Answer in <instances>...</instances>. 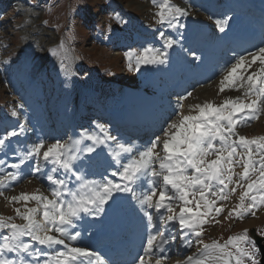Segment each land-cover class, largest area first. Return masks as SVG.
Masks as SVG:
<instances>
[{"label":"snow or ice","instance_id":"obj_1","mask_svg":"<svg viewBox=\"0 0 264 264\" xmlns=\"http://www.w3.org/2000/svg\"><path fill=\"white\" fill-rule=\"evenodd\" d=\"M151 3L156 9L155 23L177 32L178 37L160 31L162 47L148 45L125 52L128 69L139 71L145 65L167 64L169 49L175 45L199 61L201 57L181 43L186 8L172 0ZM114 19L124 23L119 14ZM230 19L217 18L214 24L224 32ZM63 47L61 42L58 48ZM48 51L59 55L57 48ZM254 65L258 67L253 71ZM59 69L65 76L71 74L66 57H61ZM226 89L242 90V95L225 98L220 104L210 100L190 104L187 113L183 101L192 93L179 97L176 118L167 122L161 135L144 145L124 141L112 134L109 125L93 121L92 127H82L67 139L46 142L38 138L25 146L17 162L0 159V186L16 181L21 166L35 159L34 173L47 170L50 191V195L37 189L6 197L13 204L23 202L13 208L23 223H15L13 216L0 215V264H110L99 252L79 246L81 232L76 229L84 216L96 217L104 212L116 194L130 196L147 221L142 253L134 264H164L168 259L164 249L176 241L177 225L179 239L191 247L188 236L196 237L197 249L176 264H261V250L247 229L222 242H206L203 235L206 223L220 222L214 219L225 211L220 202L229 200L238 190L237 202L227 209L225 220L242 219L250 210L264 205V135L250 138L236 132L240 117L257 119L264 111V46L235 55L234 61L224 67L219 91ZM17 115L13 110L12 116ZM28 131L31 129L20 122L18 127L0 133V149ZM98 150H106L111 163L104 172L90 176L80 163L85 158L91 161L99 155ZM213 155L215 158L209 159ZM5 167L12 171L3 170ZM30 201L36 206L29 207ZM162 210L166 214L161 215Z\"/></svg>","mask_w":264,"mask_h":264},{"label":"rangeland","instance_id":"obj_2","mask_svg":"<svg viewBox=\"0 0 264 264\" xmlns=\"http://www.w3.org/2000/svg\"><path fill=\"white\" fill-rule=\"evenodd\" d=\"M172 2L186 8L188 14L198 17L201 15L199 12L202 11H198L189 0ZM155 10L151 0H0V133L10 128L8 123L24 122L27 116L29 119L37 116L43 121L42 124L28 126L27 129H31L28 131L30 133L28 141L21 143L17 138H13L7 147L10 149L8 154L3 153L4 149H0L2 156L0 159L11 163L13 153L20 155L25 146H30L37 142L38 138H43L41 134L43 127L48 129L50 125L47 123L59 118L61 110L68 103L66 92L74 82L73 71L83 83L85 92L97 93L101 87L119 88L121 84H125L128 88H141L145 93L154 95L155 90L152 86L146 89L142 84L149 65L142 66L139 71H130L124 53L150 45L149 42L154 37L155 41H152V44L156 43L155 46L160 47L156 42L157 38H160V31L172 35L166 27H160L155 23L153 19ZM116 14H119L124 23L114 19ZM61 42L64 47L58 48ZM51 48H57L59 55H52L48 51ZM60 49L64 52L61 53ZM69 54L72 58V69L71 74L65 76L59 69V62L61 57H66L67 61ZM5 60L9 62L5 64ZM30 74L35 77H30ZM30 78L32 82H28ZM196 83V86L194 82L195 87L191 86L193 88L188 91L192 95L183 101L184 108L189 109L188 105L194 104L195 93L204 89V84ZM225 91L219 92V97L215 95L212 102L221 100L219 104L228 97V94L232 96L233 92ZM188 92L181 95L171 94L168 97L172 99V104H177L178 98L186 96ZM89 99L91 103L98 104L96 96ZM19 104H23L24 107L18 108ZM28 105L37 109L36 115L30 113ZM13 110L18 113L15 117L12 116ZM94 119L108 124L101 117L97 116ZM37 127L39 130L36 131ZM236 132L250 138L264 135V111L259 113L258 119L254 122L242 118L236 125ZM46 134L48 135L46 142L58 139L51 131ZM58 136L60 138V135ZM214 158V155L209 157ZM5 168L3 170L12 171ZM24 168L19 170L20 176L16 181L0 186V191L3 192L0 196V215L13 216L14 222H20V218L15 216L13 208L21 207L23 202L10 203L5 199L7 195L9 197L10 194L33 193L37 190L35 159L26 162ZM238 194L239 190L229 200L220 202L224 204L225 211L214 217L220 221L219 223L210 221L204 225L203 239L206 242L213 239L222 242L229 235L240 233L244 229L249 230L251 227H255L257 233L264 236V210L259 212L262 205L250 210L242 219H224L228 207L231 204L234 206L237 202ZM33 202L30 201L29 204ZM249 219H253L254 223L246 224ZM189 239L191 247L195 246L193 236L189 235Z\"/></svg>","mask_w":264,"mask_h":264},{"label":"bare ground","instance_id":"obj_3","mask_svg":"<svg viewBox=\"0 0 264 264\" xmlns=\"http://www.w3.org/2000/svg\"><path fill=\"white\" fill-rule=\"evenodd\" d=\"M189 2L192 3L194 6H196L198 11L202 10L201 9L202 4H199L198 0H189ZM228 11H229V7L226 8L225 14H223L222 12L211 14V17L213 18L212 19L213 25H215L214 19L223 18L224 16H227L229 14ZM204 13L205 12H203V14ZM187 17H192V15L188 14ZM141 25L143 26V24ZM216 30L217 27L215 28V31ZM205 34H206V30H205ZM175 36L177 38V32H175ZM229 41H230L229 38L225 39L224 37L221 36V33H218V38L215 44L213 45L222 47L226 45ZM156 42L157 44L160 43V47H162V41L160 38H157ZM181 43L183 44L184 48H189L195 51L199 46H203V49L206 51V44H204L203 42L197 43L196 45L193 42L187 43L186 41H184V36H183V40L181 41ZM155 44H150V45L155 46ZM261 46H264V41L256 44V48H259ZM250 48L251 47L249 46H243V47H233L231 49H228L227 50L228 53L223 52V54L220 55L221 60L218 63H216V56L209 54L206 61L203 64L199 65L196 62V60H193L191 56L183 52L179 45H175L172 49H169L170 55H169V62L167 64L149 65V66L146 65L147 66L146 73L151 76L149 80L144 78L143 86L146 89L153 87L152 89L155 90L154 95H150L147 92L145 93L142 89L139 88H129L126 91V94L123 95L121 88L116 89L115 87L113 88V86L101 87L100 92L97 93H95V91L85 92L83 88V83L80 80H78L79 78H77V76L74 75L75 73H73L74 72L73 71L72 76L74 78L73 79L74 82L72 83L68 92H66L68 103L61 110V113L59 114V118H55L52 121L48 120L49 122L48 121L46 122H48L47 124L50 125L51 127V129L49 127L50 131L55 135H57L58 139H67L68 136H74L76 133H78V131L82 127L85 128L92 127V122L98 121L95 120L94 118L98 116L103 118L108 123L107 125L110 126L113 135H119V137L124 141H129V142L135 141L138 145H144L146 142L154 138V136L161 135V130L164 127H166L167 122L171 119L176 118L175 112H176L177 104L171 103V100L168 98V96L170 95L167 93L168 90L167 89L164 90L165 86L170 85V83L167 84L168 77H174L177 71L182 68L190 69L189 76L199 75V79L197 80V82H200V84L201 83L204 84L203 87L204 89H202L199 92H196L197 94L195 93L196 96L193 98L195 99L194 104L203 103L206 100L213 101L215 95L219 97L218 96L220 92L219 79H220V74L223 71L224 67L230 65L234 61L235 55H243L246 54L247 52H251ZM228 57H230V59ZM225 61H227V63H225ZM66 62L70 65V71H71L72 58L70 54L67 55ZM170 66H174V71H172L171 73L166 70V68ZM256 67H258V65H254L251 70L254 71ZM30 75H31L30 77H35L33 74ZM144 76L146 77V75ZM180 78L181 77H178V79ZM185 78L186 76L184 77V79ZM196 84L197 83L195 82V86ZM163 91L168 95L167 96H165L166 94L162 95ZM225 92L234 93L235 90L226 89ZM177 93H179V91H177ZM236 95H242V93ZM94 96L98 98L97 105L89 101L90 100L89 97L92 98ZM27 102H29V100H27ZM118 105H127L130 108V116L124 122L111 117L112 108L117 107ZM27 107H28L27 109L30 110V113L36 115L35 110L37 109L35 107H33L32 105H28ZM183 111L187 113L189 109L185 107ZM27 114L30 115L29 112H27ZM240 118L242 119L244 117L242 116ZM259 118L261 119V117ZM255 120L256 119H251L252 122H254ZM19 123L20 122H16V123L14 122V124L8 123L10 128L7 129L10 130L12 128H16L18 127ZM24 123L25 125L27 124L26 128H28L29 125H33V124L38 125L39 123L42 124L43 121L41 118L38 119L37 116H34L33 119L29 120L27 116ZM43 129L44 130L41 131L42 137L43 139L47 140L48 139V135L46 134L47 131L44 127ZM58 135H60V138ZM29 138H30L29 132H26L24 136L17 137V139L21 143L25 142ZM98 152L99 155H97L91 161L85 158L80 163V166L86 169V171L90 174V176L93 173L98 175L101 172H104V170L108 168L109 164L111 163L110 157H108L106 150L103 152H100L98 150ZM6 153L8 154V150ZM112 167H115V165H112ZM238 169L240 170V168L237 167L236 171H239ZM35 182L37 184V189H39L40 192H42L45 195H50L48 181L46 177H44L43 171L39 174H36ZM12 195L14 196V194H10V196ZM3 202H6V200H3ZM133 203L136 205L135 201H133ZM33 204L36 203L34 202ZM28 206L30 207L29 204ZM230 207H232V204ZM263 210H264V205L261 206L259 212ZM150 211H152L153 214L156 215L155 209H151ZM160 214L164 215L166 213L164 211H161ZM137 216H138V227H137V235L134 237L135 243L131 245V252L127 256V258L122 263L119 262L116 264H132L134 260L142 253V246L146 239L147 221L143 217L142 213L139 211L138 207H137ZM253 221H254L253 219L251 220L249 219V221L246 222V224L254 223ZM156 222L159 223L158 217ZM178 230L179 227L177 225L174 233L177 236V239L175 242L170 244L168 259L164 261V264H176L177 261L183 260L187 255L191 254L192 252H195L197 249V245L192 247H186V249H183L181 247L182 242L179 240ZM193 239L195 242L196 237H194ZM78 244L79 246L88 247L83 242L81 236L79 238ZM91 249L93 250V248ZM154 259L155 258L153 257V260Z\"/></svg>","mask_w":264,"mask_h":264},{"label":"water","instance_id":"obj_4","mask_svg":"<svg viewBox=\"0 0 264 264\" xmlns=\"http://www.w3.org/2000/svg\"><path fill=\"white\" fill-rule=\"evenodd\" d=\"M249 234L255 240L257 247L260 248V260L261 264H264V237L257 234L254 227L250 228Z\"/></svg>","mask_w":264,"mask_h":264}]
</instances>
